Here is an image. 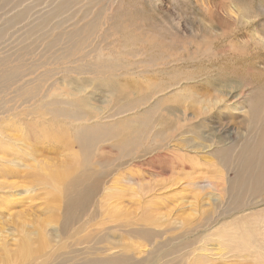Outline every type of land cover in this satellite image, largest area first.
Returning <instances> with one entry per match:
<instances>
[{
	"label": "rangeland",
	"instance_id": "obj_1",
	"mask_svg": "<svg viewBox=\"0 0 264 264\" xmlns=\"http://www.w3.org/2000/svg\"><path fill=\"white\" fill-rule=\"evenodd\" d=\"M62 1L0 0V264H181L186 234L263 264L264 157L227 156L264 126V0Z\"/></svg>",
	"mask_w": 264,
	"mask_h": 264
},
{
	"label": "bare ground",
	"instance_id": "obj_2",
	"mask_svg": "<svg viewBox=\"0 0 264 264\" xmlns=\"http://www.w3.org/2000/svg\"><path fill=\"white\" fill-rule=\"evenodd\" d=\"M93 1V0H92ZM80 2V1H79ZM2 3H4L3 1H2ZM75 3V4H74ZM80 3H78V0H63L62 1V3H60V5L58 6V7H54V5H53V7H54V9L52 10V14H51V16L52 17H57V14L58 13H61V12H63V11H65V10H67V9H73L76 5H79ZM59 16V15H58ZM23 17H25V18H28V16H23ZM49 17V16H48ZM75 17H76V15H75ZM29 18L31 19L32 18V16L30 17L29 16ZM40 19L42 18L43 19V21H44V23L48 20V18H46L45 16H40L39 17ZM91 29H93V28H91ZM61 30V29H60ZM91 31V30H90ZM45 32V31H44ZM85 32V31H84ZM88 33H91V32H89L88 31ZM80 35L81 34H83V32H81V33H79ZM82 40H84L85 39V37H83V35H82ZM57 39V37L55 38V39H53V40H56ZM59 40H60V38H59ZM63 41V40H62ZM73 43H74V41H73ZM79 43V42H78ZM75 45H77V42H75L74 43ZM73 45V44H72ZM80 45V44H79ZM72 48V47H71ZM76 49V48H75ZM52 50V49H51ZM71 51V50H70ZM74 53V52H73ZM72 54V53H71ZM25 56V55H24ZM76 56V55H75ZM26 57V56H25ZM98 64H95L94 66H91V67H93V68H95L96 66H97ZM103 65V64H102ZM105 66H106V64H105ZM1 67V66H0ZM59 101H57V103H58ZM65 102V101H64ZM66 103V102H65ZM59 104V103H58ZM66 104H68V103H66ZM65 104V105H66ZM70 104V103H69ZM51 105H54V104H51ZM56 105V104H55ZM63 105V104H62ZM61 106V105H60ZM69 106V105H68ZM74 106H75V104H74ZM58 107V106H57ZM69 108V107H68ZM73 108H75V107H73ZM71 109V108H70ZM91 109V108H90ZM248 109V108H247ZM53 110V109H52ZM58 110V109H57ZM71 110H73V109H71ZM63 112H61V111H59V114L61 115V116H65V117H67V118H70V119H75V120H85V121H87L88 122V120H90L89 119V114H87L85 111H83V110H81V109H74L73 111H69V110H62ZM258 111V110H257ZM262 112V110H260V113ZM53 113V112H52ZM91 114H93V111L91 112ZM117 114V113H116ZM120 113H118L117 115H119ZM94 115V114H93ZM116 115V116H117ZM92 119V118H91ZM151 121V120H150ZM130 123V122H129ZM175 123V122H174ZM119 124V123H118ZM166 124V123H165ZM255 125H256V123H255ZM99 126H100V124H99ZM261 126V125H260ZM124 127V126H123ZM140 127V126H139ZM152 127H154V125L152 126ZM102 128V127H101ZM125 128V127H124ZM127 128V127H126ZM134 128V127H133ZM260 128V127H259ZM118 129V128H117ZM131 129V128H130ZM139 129V128H138ZM113 130V129H112ZM115 130V129H114ZM113 130V131H114ZM260 131H259V133H258V135L256 136V138H255V140L253 141V143H250V146L249 147H246L245 149H243L242 151L240 150V151H238V150H231V151H229L228 152V156H227V159H228V161H230V159H231V161H233V162H235L236 163V165L237 164H239V163H245L244 165L247 167V168H250V166H253L255 163L257 164L261 159H262V157H260V156H263L264 157V153L263 152H261V150H263L264 149V126L262 127V128H260L259 129ZM111 131V130H110ZM151 131V130H150ZM193 132V131H192ZM134 133V132H133ZM144 133V132H143ZM139 134V133H138ZM114 135H115V133H114ZM118 135H120V133L118 134ZM159 135V134H158ZM255 136V135H254ZM253 136V137H254ZM139 138H140V136H139ZM103 139V138H102ZM124 139V138H123ZM135 139V138H134ZM141 141V140H140ZM227 141V140H226ZM123 142V141H122ZM132 144H134V143H132ZM232 145V144H231ZM125 146V145H124ZM128 146V145H127ZM210 147V146H209ZM212 148V147H211ZM233 148V147H232ZM228 149V148H227ZM235 149V148H234ZM222 151L223 150H215L214 152H208V153H210V156H215V155H217V154H221L222 153ZM209 156V155H208ZM201 157V156H200ZM222 157V156H221ZM189 158V157H188ZM223 158V157H222ZM225 159V158H224ZM220 160V159H219ZM226 161V160H225ZM262 161V160H261ZM227 162V161H226ZM232 162V163H233ZM264 162V161H263ZM184 166V165H183ZM234 166V165H233ZM237 166H239V165H237ZM210 167H211V165H210ZM263 167V166H262ZM261 167V169H263ZM254 168H255V166H254ZM256 168H257V165H256ZM260 168V167H259ZM61 169L62 170H64V168H62L61 167ZM252 170V169H251ZM255 170V169H254ZM257 171V170H256ZM72 171H68V173H69V175H67V177H69V176H71V174H73V173H71ZM259 172H261V171H259ZM258 172V173H259ZM194 175V174H193ZM207 175V174H206ZM247 175H248V177L250 178L251 177V175L252 174H250L249 172H247ZM59 176V173L56 175V177H58ZM187 176H189V175H187ZM186 176V177H187ZM191 176H192V173H191ZM195 176H197V175H195ZM254 176H255V171H254ZM254 176H252V177H254ZM262 176V174H260L259 176L257 175V177H261ZM264 176V175H263ZM256 177V178H257ZM189 178H192V177H190L189 176ZM194 178H196V177H194ZM259 179V178H258ZM257 179V180H258ZM190 180V179H189ZM245 180V179H244ZM243 180V181H244ZM255 180V179H254ZM192 181V180H191ZM203 181V180H202ZM242 181V182H243ZM247 181V180H246ZM225 182V181H224ZM188 183H190V181L188 182ZM222 184H225V183H222ZM255 184V183H254ZM253 184V185H254ZM257 184V186H259L260 185V183H256ZM190 185H191V183H190ZM192 186V185H191ZM197 186V185H196ZM243 186H245V187H243ZM249 186H251V188L253 187V188H256V187H254V186H252L250 183H242V185H238V187H237V189H235V191H237V193H238V196L239 195H243L244 193V191L246 190V189H248L249 188ZM258 189V188H257ZM88 190H89V192H86L85 193V195L83 196V198H88L89 196H90V194H92L93 193V191L95 190L94 189V187H89L88 188ZM204 190V189H203ZM227 190V189H226ZM263 190V189H262ZM243 193V194H242ZM84 201H80V200H69V203L67 204V219L68 218H71L72 216L73 217H75V214H76V212H77V210L75 209L76 207H80L81 205H82V203H83ZM237 224V223H236ZM233 229V228H232ZM237 230V229H236ZM239 232V231H238ZM229 238V237H228ZM191 238H189V237H187V234H186V240H185V243L183 244V250H185V253H184V256H185V258H182V263L181 264H192L193 262L191 261V253H190V242H191V240H190ZM222 240V239H221ZM184 241V240H183ZM182 241V242H183ZM223 241V240H222ZM252 241V240H251ZM261 241V240H260ZM251 243V242H250ZM254 244V243H253ZM260 246H261V244H260V242L258 243ZM257 244V245H258ZM237 245V244H236ZM258 245V246H259ZM250 246H251V244H250ZM257 246V247H258ZM259 246V247H260ZM222 247V246H221ZM258 247V248H259ZM195 248V247H194ZM255 248V247H254ZM231 249V248H230ZM257 249V248H256ZM262 249V248H261ZM260 249V250H261ZM193 250V249H192ZM225 250V249H224ZM249 250H253V249H249ZM259 250V249H258ZM257 250V251H258ZM220 251V250H219ZM261 251H263V250H261ZM202 252V251H201ZM253 252V251H252ZM260 252V251H259ZM193 253V252H192ZM203 254V253H202ZM219 254V253H218ZM251 254V253H250ZM183 255V254H182ZM196 255V254H195ZM236 255H237V253H236ZM243 255V254H242ZM262 255V254H261ZM259 256V255H258ZM197 257H200L199 255L197 256ZM196 257V258H197ZM201 257H202V255H201ZM229 257V256H228ZM236 257V256H235ZM240 257V256H239ZM246 257V256H245ZM250 257V256H249ZM262 257V256H261ZM204 258H202V260H203ZM241 259H243V258H241ZM245 259V258H244ZM255 259V258H254ZM92 260V259H91ZM195 260V259H194ZM193 260V261H194ZM199 260V259H198ZM201 261V260H200ZM207 261H209L208 259H207ZM216 261V260H215ZM192 262V263H191ZM206 261L204 260V263H205ZM210 262V261H209ZM197 263V262H196ZM237 263V262H236ZM262 263V262H261ZM83 264H134V263H132V261H130V260H128L127 258L126 259H122V258H115L114 257V259H106L105 261H102V260H98V261H89L88 259H87V262H85V263H83ZM197 264H199V263H197ZM263 264H264V259H263Z\"/></svg>",
	"mask_w": 264,
	"mask_h": 264
}]
</instances>
